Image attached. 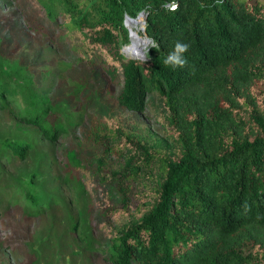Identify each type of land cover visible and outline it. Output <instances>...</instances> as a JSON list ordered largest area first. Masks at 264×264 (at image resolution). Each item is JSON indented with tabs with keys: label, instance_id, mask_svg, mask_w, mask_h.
Listing matches in <instances>:
<instances>
[{
	"label": "trees",
	"instance_id": "16d2710c",
	"mask_svg": "<svg viewBox=\"0 0 264 264\" xmlns=\"http://www.w3.org/2000/svg\"><path fill=\"white\" fill-rule=\"evenodd\" d=\"M22 2L34 29L71 42L75 59L56 64L60 76L84 70L61 104L50 90L37 92L36 74L18 78L40 62L5 67L7 44L0 38V112L17 120L10 135L0 136V215L5 202L23 200L26 217L43 220L27 238L39 249L23 264H90L95 241L84 186L99 181L96 187L105 188L109 179L107 172L94 181L87 172L74 173L89 156L70 146L61 173L48 171L54 160L46 147L68 126L102 146L92 169L102 170L111 156L126 157L127 171L116 176L124 191L115 197L116 186L104 189L98 222L133 216L110 238V264H264V0ZM140 14L151 43L142 56H128L120 51L130 42L125 21ZM139 41L130 47L135 53ZM177 42L188 45L181 54L187 63L166 66ZM52 69L45 67V75ZM152 91L167 111L168 149L147 144L142 128L129 129L99 105L102 95H114L121 106L140 110ZM28 159L38 193L26 192L7 168ZM144 176L154 183L135 189ZM63 184L77 193L74 201L63 195Z\"/></svg>",
	"mask_w": 264,
	"mask_h": 264
},
{
	"label": "rangeland",
	"instance_id": "374dc122",
	"mask_svg": "<svg viewBox=\"0 0 264 264\" xmlns=\"http://www.w3.org/2000/svg\"><path fill=\"white\" fill-rule=\"evenodd\" d=\"M22 0H0V38L5 39L7 44V58L3 59L5 67L15 68L19 61H24L26 64L32 61L40 62L34 69H28L25 72H20L18 78H25L36 74L38 76L39 88L37 92L44 89L50 90L48 92L49 98L56 99L60 103H64V95L69 93L67 90L70 82L73 79H79L82 77L84 70L76 68L74 72H67L65 76L61 77L58 73V69L55 67L60 61H71L75 59L73 52V46L69 40L56 39L51 41L43 32H39L27 22V18H24L23 8L25 9ZM142 16H138V20L125 21L129 31L139 32L141 37H147L146 33L142 29L143 23L141 22ZM30 20V19H29ZM135 20V19H134ZM31 22V20H30ZM58 38V37H57ZM148 40V39H147ZM131 42V32H130ZM125 43L120 51L128 56H142L145 54L147 47L151 42L149 40L142 45L141 50L138 53H132L127 51ZM52 67L50 75H45L44 68ZM102 102L99 105L103 107V110L115 113L121 117L123 124L131 129L132 124L138 125L142 128L147 144L157 146V148L168 149L172 145L168 138L165 128V121H167V111L163 106L162 97L155 91L147 92L144 95L142 108L140 110L129 109L121 106L116 100L114 95L101 96ZM19 99L21 104H25L24 95L19 93ZM17 120L13 118L11 113L0 112V136L10 135L11 130L16 127ZM18 127V126H17ZM13 136V133H12ZM45 145V144H44ZM53 145V144H52ZM47 145V150L52 152L50 155L54 164L48 170L53 174L57 172L61 173L59 166L63 160V150H68L70 147L79 148V155H87V163L82 168H78L74 173H85L89 175L92 181L96 180L99 175L97 172H107L109 179L108 183L103 184L105 188H98L96 185L100 184L99 181L94 184L85 185L88 203H85V215H88L87 225L93 232L92 239H94V249L89 252L90 264H110L107 258V245L111 241V236L116 233L118 229L128 223L133 216L129 215L114 217V219H107L102 221V224L98 226L99 219L101 218V206L106 202V195L104 189L116 186L118 188V171H127L125 167L126 157L111 156L104 160L101 165L102 170L92 169L94 161H98L102 154V146L90 143L83 137L82 128H75L68 126V132L61 134L55 141V144ZM70 146V147H69ZM51 148V149H50ZM49 158V157H48ZM14 174L22 180L24 189L26 192L38 193L41 185L35 184L30 178L31 172H34V164L28 159L25 161L15 162L13 165L7 166ZM90 172V173H88ZM63 173V172H62ZM154 177L157 173L150 172ZM144 176L142 181H134L133 187L135 189L142 188L143 184H153L154 179ZM126 186V183L124 184ZM124 186V187H125ZM61 191L65 197L74 195V190H71L63 184ZM123 187V188H124ZM76 188V186H73ZM116 189L112 192V195L119 197L120 193H123L124 189ZM126 189V188H125ZM77 197V193L72 197V201ZM23 200L19 205H10L5 202L2 204L0 215V264H23L26 260V256L29 255L35 249H39L37 244L28 246V235L32 233L35 228L41 226L43 220L36 217H26ZM92 212V214H90ZM85 224V221H83ZM29 239V238H28Z\"/></svg>",
	"mask_w": 264,
	"mask_h": 264
},
{
	"label": "clouds",
	"instance_id": "9594fccd",
	"mask_svg": "<svg viewBox=\"0 0 264 264\" xmlns=\"http://www.w3.org/2000/svg\"><path fill=\"white\" fill-rule=\"evenodd\" d=\"M141 22L143 23L142 18H141ZM148 40H150V39L148 38ZM187 50H188L187 44H182V43L177 42V44L175 46V51L173 53L169 54L167 59L164 60V64L166 66H172V67H177V66L183 67L187 63V61L185 59H182L181 54H183Z\"/></svg>",
	"mask_w": 264,
	"mask_h": 264
},
{
	"label": "bare ground",
	"instance_id": "6f19581e",
	"mask_svg": "<svg viewBox=\"0 0 264 264\" xmlns=\"http://www.w3.org/2000/svg\"><path fill=\"white\" fill-rule=\"evenodd\" d=\"M136 20H138V19H136ZM136 20H133V21L135 22ZM130 31H131V42L129 44H127L125 47H126L127 51L132 52L134 54L135 53L134 48H130V47H132L133 43L136 40H140L139 42H137L135 44L136 46L140 47L139 45H143L145 42H147L148 38L147 37H141L139 32H133L132 30H130ZM144 40H145V42H144ZM149 42H150V40H149ZM135 57H137V56H135Z\"/></svg>",
	"mask_w": 264,
	"mask_h": 264
},
{
	"label": "water",
	"instance_id": "95a60500",
	"mask_svg": "<svg viewBox=\"0 0 264 264\" xmlns=\"http://www.w3.org/2000/svg\"><path fill=\"white\" fill-rule=\"evenodd\" d=\"M127 19H129L130 21H133L134 19H132V18H127Z\"/></svg>",
	"mask_w": 264,
	"mask_h": 264
}]
</instances>
